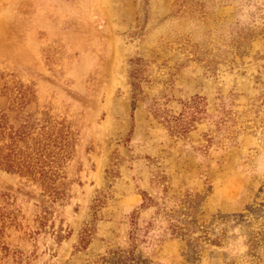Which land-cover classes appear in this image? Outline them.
I'll return each mask as SVG.
<instances>
[{"label":"rangeland","instance_id":"1","mask_svg":"<svg viewBox=\"0 0 264 264\" xmlns=\"http://www.w3.org/2000/svg\"><path fill=\"white\" fill-rule=\"evenodd\" d=\"M0 147V264H264V0H0Z\"/></svg>","mask_w":264,"mask_h":264},{"label":"trees","instance_id":"2","mask_svg":"<svg viewBox=\"0 0 264 264\" xmlns=\"http://www.w3.org/2000/svg\"><path fill=\"white\" fill-rule=\"evenodd\" d=\"M2 152H3V147H0V162H3L2 160L3 159H5L4 157H3V154H2ZM10 155V157H11V154H9ZM7 160V167L9 168V169H11L12 168V166H14L13 164V160L12 159H10V158H7L6 159Z\"/></svg>","mask_w":264,"mask_h":264}]
</instances>
